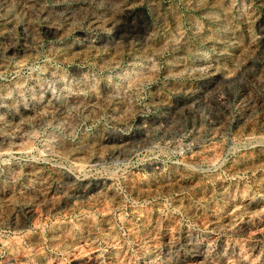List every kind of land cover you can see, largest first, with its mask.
Returning <instances> with one entry per match:
<instances>
[{
  "label": "rangeland",
  "instance_id": "374dc122",
  "mask_svg": "<svg viewBox=\"0 0 264 264\" xmlns=\"http://www.w3.org/2000/svg\"><path fill=\"white\" fill-rule=\"evenodd\" d=\"M0 264H264V0H0Z\"/></svg>",
  "mask_w": 264,
  "mask_h": 264
}]
</instances>
